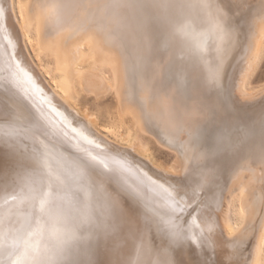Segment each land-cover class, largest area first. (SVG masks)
<instances>
[{
	"label": "bare ground",
	"instance_id": "6f19581e",
	"mask_svg": "<svg viewBox=\"0 0 264 264\" xmlns=\"http://www.w3.org/2000/svg\"><path fill=\"white\" fill-rule=\"evenodd\" d=\"M110 4L0 0V96L17 106L0 104V264H95V243L101 264H185V235L202 241L194 264L214 242L225 262L264 264V0H173L151 22ZM109 96L123 132L80 102ZM38 191L56 199L41 210ZM113 196L118 235L68 238Z\"/></svg>",
	"mask_w": 264,
	"mask_h": 264
},
{
	"label": "snow or ice",
	"instance_id": "6c2138e0",
	"mask_svg": "<svg viewBox=\"0 0 264 264\" xmlns=\"http://www.w3.org/2000/svg\"><path fill=\"white\" fill-rule=\"evenodd\" d=\"M109 6L114 8H132L147 13L148 15L146 19L148 20V22H151L154 19V17L151 15V10L170 8L173 6V0H111V4ZM3 15H5V11L3 8H0V16ZM25 76H27V73H25ZM261 83L262 85H264V79L261 80ZM14 115H16V113H10V116ZM24 118L27 119L28 117L25 116ZM25 131L31 130L26 129ZM116 163L120 162L117 161ZM120 167L123 168L124 165L121 163ZM49 179L51 181V187H55L57 181L59 180V177L53 173L50 175ZM193 196H195L194 191ZM29 198L31 200L39 201L40 208L41 210H43L45 208V204L50 203L51 201L56 199V195L51 191H38L35 194L30 195ZM109 207L110 210L104 213L103 219L97 217L87 222L91 225L90 229L86 226L85 222H79L71 226L68 229V238L72 240L86 239V236L77 233L76 229L78 228L84 229L90 236H93V238H95V236H103L106 240H110L114 236L118 235L121 224L125 222L126 213L120 207L119 200L115 196L112 197V203ZM172 235L179 237L180 233L179 231H174ZM184 241L186 242V244H175V246L173 247V251H175V249L179 247L191 246L194 248H199L202 245V241H200L195 235H185ZM209 247L212 249L213 255H215L216 249L219 247V245L214 242L213 244L209 245ZM29 248L30 246L26 245L24 257L26 259H34L35 257L29 256ZM169 264H177L175 257L170 260ZM226 264H231V260H227Z\"/></svg>",
	"mask_w": 264,
	"mask_h": 264
},
{
	"label": "rangeland",
	"instance_id": "374dc122",
	"mask_svg": "<svg viewBox=\"0 0 264 264\" xmlns=\"http://www.w3.org/2000/svg\"><path fill=\"white\" fill-rule=\"evenodd\" d=\"M263 77H264V54L262 56L259 68L256 71L253 78L251 79V81H252V83H258L261 81V79ZM0 90L2 92H6V90L4 88H2L1 86H0ZM0 100H1L0 104L2 106V109L3 110L5 109L4 110L5 113H6V111H9V112L14 111L17 108V106L14 105V101L8 96H6V97L0 96ZM84 101H88L90 103V106L96 108L98 121L100 123L112 121L117 117L118 120H120L122 122V132L126 129L127 126H132L131 120L117 116L118 115V109H117L116 102L112 96H109L106 99H104L103 101H100L97 103L93 102L89 98L82 97L80 102L82 103ZM148 139L150 140V143H149L150 148L153 151V154L155 155V157H157L158 159H161L162 161L169 160L171 155L168 152V150H166L165 148H163L159 145H156L151 138H148ZM201 198H202V200H205V195L203 194ZM87 227L89 229L91 228V226H87ZM89 237L90 236L87 235V238H89ZM172 246L174 247L175 244L172 243ZM104 248L105 247H100L99 245H96V243H95V245H94L95 255H94V259H93V262L96 261L95 264H101L102 258L100 259L98 254H102L104 251ZM175 252L184 256L185 264H194V261L197 262L195 255L192 252H189L188 248L186 246L176 248ZM204 264H226V262L222 257L217 255V252H215V255H213L212 249H210V250H207V256H205Z\"/></svg>",
	"mask_w": 264,
	"mask_h": 264
}]
</instances>
